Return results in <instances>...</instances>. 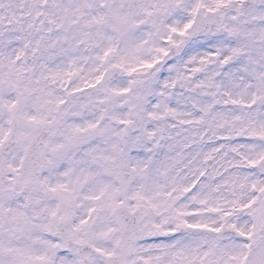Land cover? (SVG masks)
Here are the masks:
<instances>
[{"label": "snow or ice", "instance_id": "snow-or-ice-1", "mask_svg": "<svg viewBox=\"0 0 264 264\" xmlns=\"http://www.w3.org/2000/svg\"><path fill=\"white\" fill-rule=\"evenodd\" d=\"M0 264H264V0H0Z\"/></svg>", "mask_w": 264, "mask_h": 264}]
</instances>
